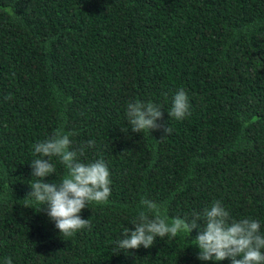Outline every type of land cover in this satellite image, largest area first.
I'll return each instance as SVG.
<instances>
[{"label": "trees", "instance_id": "1", "mask_svg": "<svg viewBox=\"0 0 264 264\" xmlns=\"http://www.w3.org/2000/svg\"><path fill=\"white\" fill-rule=\"evenodd\" d=\"M181 88L191 115L178 121ZM133 100L159 104L171 134L133 133ZM57 128L74 149L95 141L80 159L110 172L108 201L72 236L26 197L33 145ZM52 162L44 182L59 183ZM144 197L169 218L220 201L264 234V0H0V264H212L183 234L117 253Z\"/></svg>", "mask_w": 264, "mask_h": 264}, {"label": "clouds", "instance_id": "2", "mask_svg": "<svg viewBox=\"0 0 264 264\" xmlns=\"http://www.w3.org/2000/svg\"><path fill=\"white\" fill-rule=\"evenodd\" d=\"M190 109L188 94L181 88L172 96L167 114L179 121L191 115ZM126 116L133 133L141 134L147 130L150 134L162 130L167 136L172 132L167 122L158 123L163 119L162 107L151 101H130ZM73 135L57 128L48 138L33 145L37 158L30 162L31 176L37 179L29 184L31 191L26 196L40 206L39 212H45L60 235L65 236H72L84 228L90 229V221L81 218V211L90 203L107 202L111 195L110 172L104 160L84 163L80 159L86 147H94L95 141L89 140L86 145L74 149ZM53 157L58 158L66 174L59 183H46L44 178L56 173ZM140 207L132 223L134 230L125 228L121 238L114 242L117 253L122 250L127 254L128 250H137L141 246L148 249L157 238H175L183 234L185 248L195 247L200 261L217 264L227 259L231 264H264V234L260 232V221L232 219L220 201H214L199 213L194 212L191 218H169L162 204L147 197L140 200ZM193 230H197V235L189 239ZM4 264H12L11 259L5 258Z\"/></svg>", "mask_w": 264, "mask_h": 264}]
</instances>
